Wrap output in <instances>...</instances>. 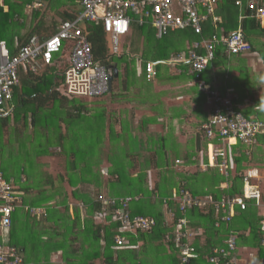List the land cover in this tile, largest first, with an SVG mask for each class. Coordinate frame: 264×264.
<instances>
[{"label": "trees", "instance_id": "obj_1", "mask_svg": "<svg viewBox=\"0 0 264 264\" xmlns=\"http://www.w3.org/2000/svg\"><path fill=\"white\" fill-rule=\"evenodd\" d=\"M40 2H43V6L44 2H47L46 10L56 12L61 21L74 20L81 10V0ZM33 4L35 0H2L0 41H5L10 56H14L30 37H41L43 35L40 33L43 31L46 36L56 33L59 24L57 26L56 22L52 23V30L49 32L50 29L44 27V14L40 18L45 8L42 10L39 7L29 11L27 6ZM196 9L199 15L207 16L202 23L200 35L186 28L168 30L161 38H156V30L151 25L138 26L135 22L131 23L129 33L133 41H130L129 46L135 47V40L142 37L143 50L140 52L138 48L126 49L127 46H122L123 51L120 50L114 55L108 35L102 28L90 23L84 24V34L91 46L93 58L106 68L113 65L117 69V76L113 79L108 93L111 94V99L114 101L119 97L114 91L116 85L121 92L131 97V108L122 113L100 109L97 107L98 98L71 97L63 93L62 73L67 64L68 53L66 45L53 58L51 65L40 67L37 73L19 70V83L13 92L14 109L8 116L0 118L1 133L6 129L14 130L19 141L20 134L26 135L27 114H30V126L34 127L35 139L38 140V134L41 139L37 142L39 145L35 143L32 148H27V158L16 175L14 171L5 173L6 164L2 160L0 168L4 179L20 198L11 215L10 231L3 237L4 240L6 238L4 245L18 249L23 264H51L49 257L58 250L63 258L62 263L58 264H124L127 259H138V251L151 246L154 241L166 243L167 251L172 254L166 255L167 259L177 264L174 260L178 259L176 250L172 242L169 243L164 238L173 239L178 233L181 219L188 221L181 232L189 229V235L193 238L192 246L198 256L195 261L206 263L204 258L211 256L215 249L226 250L224 242L233 234L237 235L234 252L237 264H264V249L260 245L263 234L259 231L261 217L254 208L249 206L245 211L236 208L230 224L220 222V219L227 215L220 208L221 200L242 195L245 176L257 168L255 163L259 159L255 149L258 143L264 147V135L250 148L236 146L230 151L228 177L221 174L217 168L207 166L209 141L199 131H196L197 135L193 137L196 146L186 155H181L176 148L169 150L166 147V139L159 133L145 132V135H142L143 129L156 121L152 108L150 109L155 104H149V94L154 92L153 88L151 91L150 84L170 82L175 85L179 79V86L184 80L190 87L189 92L193 94L195 89L197 97L201 96L199 103H204L206 107L205 98L199 92V81L189 73V52L195 42L208 41L214 35L228 36L235 31L238 12L231 2L226 1L221 2L212 14H208L201 4ZM26 11L31 14H25ZM31 16L32 24H28V27L27 21ZM215 17H219L221 22H214ZM242 31L244 36L249 38H264V19L263 22L255 19L243 20ZM132 33L138 37L133 39ZM247 36V43H251ZM203 48L201 46L197 51L199 55H203ZM122 52L134 55V58L124 53L123 55ZM221 52L224 59L235 56L227 55L224 47L217 46L213 61ZM180 58L185 61L180 62ZM177 60L178 63H175ZM148 62L153 64L154 68L151 78H147L145 72ZM177 71L180 72L179 75L176 74ZM190 98L192 100V96ZM195 100L198 106V98ZM56 109L64 110V116L59 114L57 117ZM191 112L196 115L200 113L201 116L193 128L199 127L202 121H208L207 111L206 114H201V109H193ZM139 114L141 117H138ZM188 119L191 120V115ZM116 126L119 128L116 129ZM44 132L45 135L42 134ZM107 146L110 148L107 149ZM42 157L57 161V177L60 184L53 178V171L46 170L47 163L38 160ZM176 161L182 162L179 167L175 165ZM204 164L206 167L203 169ZM262 167L264 168V163L261 162V167L258 168ZM33 178H37L38 182H34ZM223 184L227 185L225 189L221 188ZM173 191L188 192L197 200L211 198V203L202 208L193 207L183 213L179 211L178 203L171 200ZM102 193L106 198H137L128 206L130 216L152 219L156 227L149 232L140 231L138 237L120 234V223L113 220V211L97 202V197ZM216 206L219 209H216ZM32 210H42L44 213L38 217L31 214ZM168 210L174 214L173 218L167 215ZM19 211V219H22V224H19L21 231L14 232L11 230L15 228L13 217ZM216 222L220 223L219 227ZM57 223H60V226ZM23 227H26V231ZM19 233L24 237H20ZM26 233L30 234L27 243ZM35 234L44 240L39 239L44 246L42 250L38 248V253L32 249L33 258L28 259L25 255L26 247ZM120 235L125 236L127 240V246L123 249H117L115 245V237ZM139 241L144 242L141 248L137 247ZM245 247L257 249L253 259L244 254L239 255L238 250ZM161 252L164 251L161 245H158L156 253ZM37 254L45 255L46 258L40 259ZM162 259L160 257L159 261L162 262ZM141 264H146L144 259Z\"/></svg>", "mask_w": 264, "mask_h": 264}, {"label": "built area", "instance_id": "obj_2", "mask_svg": "<svg viewBox=\"0 0 264 264\" xmlns=\"http://www.w3.org/2000/svg\"><path fill=\"white\" fill-rule=\"evenodd\" d=\"M224 1L231 2L237 9L236 30L228 36L214 35L208 41L195 42L187 60L190 63L189 73L199 81L207 107L208 121L200 127L201 133L209 141L207 166L217 168L221 174L228 177V154L232 151L233 145L252 147L257 139L264 135V123L257 119L245 118L230 93L221 95L208 83L203 82L201 77L213 61L217 46L224 47L229 56L242 55L250 51V45L242 31V22L246 19L263 22L264 0H81V10L74 20L61 23L57 32L48 38L38 36L29 38L14 56H10L6 43L0 41V118L8 116L14 109L13 92L19 83V70L37 73L40 67L51 65L54 56L59 54L65 45L68 47V53L67 64L62 73L63 93L71 97L91 99H99L109 93L112 69L106 68L93 58L91 46L84 34V24L100 26L109 36L112 54L117 55L120 51V39L129 33L131 23L135 22L138 26L151 25L156 30V38H161L168 30L186 28L200 35L202 23L207 16L199 15L197 6L201 4L208 14H212ZM39 5L40 0H36L35 6L30 9ZM214 22H221V19L215 17ZM201 46L204 47L203 55L197 52ZM184 61L185 59H181L180 62ZM145 72L147 78H151L154 75L153 64L148 62ZM205 167V164L202 165L203 169ZM250 179L252 174L248 172L243 181L241 196L221 200L220 208L227 213L220 219L221 223L230 224L235 209L246 210L250 201L256 206L260 205L261 193L249 184ZM19 199L18 193L4 179L0 168V264H23L17 250L7 249L3 239L11 225V215L18 206L16 202ZM134 200L137 198H106L104 195L97 197V202L113 211V220L120 223L119 233L137 237L140 231L149 232L156 224L149 218L130 216L128 206ZM171 200L178 203L179 211L183 213L193 207L202 208L211 203V198L193 199L185 191L179 193L173 191ZM216 209L219 207L216 206ZM43 213L42 210L31 212L38 217ZM167 215L174 217L169 210ZM186 224L185 219L179 220L178 233L174 239L179 248V264H192L198 258L192 246L180 244V238L188 239L190 236L187 232H181ZM219 225L220 223L216 222V226ZM122 235L115 237L117 249L127 246V240ZM236 239L237 235H229L224 242L227 249H215L213 254L206 258V264H237L234 254Z\"/></svg>", "mask_w": 264, "mask_h": 264}, {"label": "crops", "instance_id": "obj_3", "mask_svg": "<svg viewBox=\"0 0 264 264\" xmlns=\"http://www.w3.org/2000/svg\"><path fill=\"white\" fill-rule=\"evenodd\" d=\"M44 3H46V2H44ZM25 14H29V12H26ZM92 25L95 27H99V26H96L94 24H92ZM129 34H127L126 36H124L120 39V50H122L123 42L129 36ZM130 36H131V34H130ZM245 36H247V35H245ZM132 37L137 38L138 35L132 33ZM247 38L249 41H251V43L248 42V44H250V46H251L250 51L248 53H245L242 55H235L229 59L228 58L224 59L223 53L222 52L219 53L217 56V59L215 61L211 62V64L209 65V67L207 68L205 73L203 74L202 77H204V78H202V80H203V82H205V80H206L207 82H205V83H208L213 89L217 90L221 95H225V94L230 93V95L234 97V102L237 104V106L240 109V112L242 113V115L245 118L257 119V120L264 123V38L258 37L256 39V38H253L252 36L250 38H249V36H247ZM138 39L139 40L141 39V44H142L143 38L138 37L136 40H138ZM108 40H109V36H108ZM109 42H110V40H109ZM129 45H130V43H129ZM112 67H115V66L112 65L111 69H112ZM111 74H112V70H111ZM167 85L169 86V84H167ZM183 86H184L183 84H180L178 86V88H182ZM199 87H200V85H199ZM114 91H115V94L119 95L118 98H115V100L113 101L111 99V94H108L102 98H99V100H98L99 105L97 107H99L100 109L107 110V111L111 109V110H114L115 112H118V113L119 112L122 113V111H125V110L127 111L128 109H130L132 106L131 99H130L131 97L126 96V93L121 92V89L118 87V85H116V87L114 88ZM198 91H199V89H198ZM183 92L184 91L178 92L179 97H177L178 98L177 99L178 105L176 107L177 109L176 108H170V107H163L162 113H164V109H167V114H169L167 116V120L168 121L170 120L171 123L173 125H175L174 134H176V135L179 134L182 137V140L185 136H187L186 141H184V142L182 141L183 148L181 149V150H183L182 153L184 155H186V154L190 153L192 148L194 149V147L196 146L193 137H195L197 135L196 131H199V133H201L200 126L205 123V121H202V123H199V125L200 124L201 125L199 127L197 126L198 128L195 126V128H193L194 133L192 136L186 131V128L188 126H190V129L192 126V124L189 123L187 118L190 116V112L193 109H195V110L201 109V114L204 112L206 114V111H207L206 108L207 107H205L204 103L203 104L199 103V97H201V96L197 97V95L195 93V89L193 90V94H191L192 92H189V91H187L188 94H186L185 92L183 93ZM199 92H201V87H200ZM190 96H192V100H191ZM195 98L196 99L198 98L197 103H198V106L200 108H198L197 104L195 103L196 102ZM183 109H185L186 111H182ZM171 114H174L175 117H177V119H175V118L170 119ZM207 117L208 116L206 114V118ZM125 118L127 119V116ZM117 121H119V120L117 119ZM181 124H183V125H181ZM193 126H194V124H193ZM190 129H189V131H190ZM189 136H191L190 140L188 139ZM259 138H261V136ZM236 146L237 145H235V146L233 145V150H234V148H236ZM261 147H263V146H261V143L260 144L258 143V147L255 149V151L257 152L258 150H261ZM208 155H209V151L207 150V157H208ZM207 157H206V160H207ZM258 159L259 160L256 161V163H255L257 168L250 171L252 174V179L249 180V184L252 185L253 187L257 188L260 191V193H261L260 205L256 206L253 201H250L247 204L246 210L250 206V207L254 208L256 210L258 216L261 217V220L259 223V231L261 234H263V240L261 241L260 245L264 249V246H262V242L264 241V225H263V220H264V187H262V186L260 187V185L258 184L260 182L264 183V168L263 167L261 169L258 168V167H261V159L260 158H258ZM226 187H227L226 184L221 185V188H223V189H225ZM242 192H243V189H242ZM205 199L206 198H203V200H205ZM20 212L21 211L16 212L14 217H13V219L15 221V228L16 229L13 227V229H11V230L12 231L14 230V232H20L21 231V229L19 227V224H22V222L20 221L22 219H19ZM186 221H187V219H186ZM9 231H10V227L5 233H9ZM186 232L189 233L188 228H187ZM21 235H22V233H19V236L23 238L24 235H22V236ZM39 235H40V233H39ZM39 235L35 234V237L39 236ZM40 236H39V239L41 241H44ZM29 237H30V234L26 233L25 243H27V239L29 240ZM164 239H165V241H167L169 243L172 242L174 249L176 250V255L178 257V259H174V260L177 264H179V262H180L179 248L177 247V244L174 241L175 236L173 237V239H170L169 237L164 238ZM5 240H6V238H5ZM192 240H193V238L191 239V236H189L188 239L180 238V244H183V245L189 244L190 246H192ZM21 241L23 242L24 240H21ZM143 244H144L143 241H139L137 243V247L141 248V247H143ZM165 244L166 243L154 241V243L151 246H147L144 250H142L140 252L138 251V259H132V260L127 259V262H125L124 264H141L143 259L146 262V264H174V261L170 262V259H167L166 255H172V254H170L167 251V247ZM158 245H161V248L164 252H161L159 254L156 253V247ZM43 246H44V244L42 242H39L38 245L32 246V249H34V251L38 253L39 249L42 250ZM6 248L7 249H9V248L16 249L15 247H6ZM16 250H18V249H16ZM143 251H144L145 255H143ZM238 252H239L240 256L242 254H245L247 257H250V259H253L256 256L257 249L245 247L243 249H239ZM195 253H196V251H195ZM37 255H38V257L40 256L39 254H37ZM157 256H160L161 258H163L162 262H161V260L159 261L160 257H159V259H155V257H157ZM207 257H209V256H206L204 258V262L206 261ZM45 258H46L45 255L40 256V259H45ZM49 259H50L51 264L62 263V261L60 259H63V258H62L60 250L53 252L50 255ZM51 259H54V260H51ZM57 259H59V261H57ZM21 260L23 263L22 258H21ZM193 263L206 264V263H203L200 261H194Z\"/></svg>", "mask_w": 264, "mask_h": 264}, {"label": "rangeland", "instance_id": "obj_4", "mask_svg": "<svg viewBox=\"0 0 264 264\" xmlns=\"http://www.w3.org/2000/svg\"><path fill=\"white\" fill-rule=\"evenodd\" d=\"M40 9H44L42 12H41V15H40V18L41 16L44 14V27L47 28V29H50L49 32H51V24L56 22L57 23V26L58 24H60V22H62L60 20V18L58 17V15L56 14V12H49L48 10H46L47 8V2L44 3V6H43V2L37 6V8ZM31 14V13H30ZM28 14V15H30ZM33 15V14H32ZM31 25L32 24V16L30 17V19L27 21V25ZM28 25V27H29ZM41 35L43 36H46L44 34V31L42 33H40ZM135 39V38H133ZM131 36H128L124 42H123V46H127V48H130L131 49H135V48H138L139 52L141 50H143L142 48V44H141V39L138 41L135 40V47L133 46H128L130 41H131ZM133 41V40H132ZM143 43V42H142ZM123 51V50H122ZM138 52V53H139ZM127 54L128 56L131 55L129 53H126V52H122V54ZM123 54V55H124ZM131 57L134 58V55H131ZM174 71V69H173ZM171 71V73H175ZM176 74H180L179 71L176 72ZM165 76V75H164ZM263 76V75H262ZM182 84L184 85L182 88H178V83L179 82V79H178V82L174 85L170 82H166V83H159V85H151L150 84V87H151V91H152V88H153V91L152 94L150 95L149 94V101L153 104H155L153 107H150V109L152 108V111L154 113V116H155V122L152 123L151 125L147 126L144 130V134L142 133V135L144 136L145 135V132L148 134V133H159V135H161L162 137H164L167 141V144H166V147L170 150V149H177L179 151V153L181 155H183V150H181L183 148V144H182V141H186V138L187 136H183V140H182V137L178 134H174V130H175V125H173L171 123V121L167 120V116L169 114H167V109H164V113H162V109L163 107H170V108H176L178 103H177V97H179V95H176L178 92L180 91H184L186 94L187 91H189L190 87L187 83H185V81H181ZM169 84V86L167 85ZM183 92V93H184ZM175 95V96H174ZM159 96V97H158ZM165 99V100H164ZM134 103L135 100H133ZM177 109V108H176ZM182 111H186L185 109H183ZM19 113H21L20 111H18ZM14 113V112H13ZM30 113V111H29ZM156 113H158L156 115ZM61 115V116H64V110L62 109H56V115L58 117V115ZM200 113H198L197 115L196 114H193V112H190V115H191V120H189V122L192 124L191 126V129H190V126H188L186 128V131L193 136V133H194V129H193V124L196 123V121L198 119H201ZM138 117H141V115L139 114ZM177 119V117H175L174 114H171V118L170 119ZM30 114H27V131L25 132L26 135H23V134H20V138H19V141H18V137L16 138V131H11V129H6L4 131H2L1 133V130H2V127L0 126V157L2 161H4V164H6V168H4V171L5 173L7 171H14V175L17 174V170L19 171V169H22V165H24V161L26 160L27 158V152L26 150L30 149V147L32 148V145L39 142V139H41V137L39 136V134L37 135L38 137V140L35 139V131L33 130L34 127H31L30 126ZM198 122V121H197ZM81 123H77V125H79ZM10 125H12V121L10 122ZM14 126L16 125L15 123L13 124ZM183 125V124H181ZM180 125V126H181ZM10 128V126H9ZM119 126H116V129H118ZM190 129V131H189ZM43 135H45L46 133H42ZM191 136H189V140H190ZM188 141V140H187ZM106 144H109V143H106ZM35 145H39V143L35 144ZM26 147V148H24ZM28 148V149H27ZM110 147L107 146V149H109ZM181 150V151H180ZM256 156L258 158L261 159V162L264 163V147H261V150H258L256 152ZM32 159L36 162V160L34 159V157H32ZM40 162L42 163H47V167H46V170H49L50 172L53 171V178H55V180H58V183L60 184V181H59V178L57 177L58 175V165H57V161L56 160H53L51 158H47V157H42V158H39L38 159ZM182 162H179V163H176L175 162V165H177V167H179L181 165ZM15 166L14 168H11ZM191 170V169H190ZM29 169L27 168L26 169V172H28ZM59 173H61V170L59 171ZM34 182L37 181V178H33ZM38 182V181H37ZM260 185V187H264V183L263 182H260L258 183ZM62 191L64 192L65 189L63 187ZM107 194V192H106ZM63 195V194H62ZM102 195L105 196L104 193H102ZM58 226H60V223H57ZM23 229L26 231V227H23ZM39 236H36V237H33L31 238L30 240V243L27 244V247H26V256L28 259H32L33 258V255H32V246H35V245H38L40 240L38 238ZM244 256H246L244 254ZM247 257V256H246ZM51 260H54V259H51ZM61 260V259H60ZM57 261H59V259H57Z\"/></svg>", "mask_w": 264, "mask_h": 264}, {"label": "bare ground", "instance_id": "obj_5", "mask_svg": "<svg viewBox=\"0 0 264 264\" xmlns=\"http://www.w3.org/2000/svg\"><path fill=\"white\" fill-rule=\"evenodd\" d=\"M41 1V0H40ZM41 3V2H40ZM35 4H36V0H35ZM35 4H33V5H30V6H27V9L29 10L30 8H32V7H34L35 6ZM0 6H2V0H0ZM36 8H37V6H36ZM36 8H34V9H36ZM31 10V9H30ZM66 21H72V20H65V21H62V22H60V24L61 23H63V22H66ZM60 24H59V26H60ZM58 26V27H59ZM58 27H57V30H58ZM57 30H56V32H57ZM55 34V33H54ZM53 34V35H54ZM34 36H37V35H34ZM52 36V35H51ZM33 37V36H32ZM38 37H40V36H38ZM42 37H44V38H48V37H50V36H41V38ZM31 38V37H30ZM3 41V40H2ZM5 42V41H4ZM6 47H7V45H6ZM8 50V49H7ZM9 52V51H8ZM55 57V56H54Z\"/></svg>", "mask_w": 264, "mask_h": 264}, {"label": "water", "instance_id": "obj_6", "mask_svg": "<svg viewBox=\"0 0 264 264\" xmlns=\"http://www.w3.org/2000/svg\"><path fill=\"white\" fill-rule=\"evenodd\" d=\"M117 76V70L115 67H112V75L109 77V87L111 89V83L113 79Z\"/></svg>", "mask_w": 264, "mask_h": 264}]
</instances>
